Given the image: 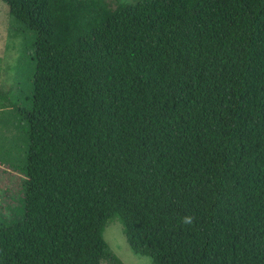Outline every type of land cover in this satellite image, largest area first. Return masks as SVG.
I'll list each match as a JSON object with an SVG mask.
<instances>
[{
  "label": "trees",
  "instance_id": "16d2710c",
  "mask_svg": "<svg viewBox=\"0 0 264 264\" xmlns=\"http://www.w3.org/2000/svg\"><path fill=\"white\" fill-rule=\"evenodd\" d=\"M27 45L0 264H264V0H2Z\"/></svg>",
  "mask_w": 264,
  "mask_h": 264
},
{
  "label": "rangeland",
  "instance_id": "374dc122",
  "mask_svg": "<svg viewBox=\"0 0 264 264\" xmlns=\"http://www.w3.org/2000/svg\"><path fill=\"white\" fill-rule=\"evenodd\" d=\"M114 6L115 0H105ZM133 3L137 0H123ZM18 23L8 13L7 4L0 0V90L10 99L27 88L30 66L27 56L32 47L27 45L32 37L22 33ZM24 125L13 107L0 105V211L8 218L18 215L22 196V159L25 147ZM103 236L112 250L125 264H155L147 255L134 252L127 243L118 217L106 222ZM101 264H110L103 260Z\"/></svg>",
  "mask_w": 264,
  "mask_h": 264
}]
</instances>
